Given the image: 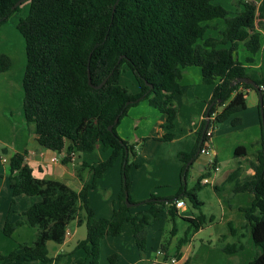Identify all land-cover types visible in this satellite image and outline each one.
<instances>
[{
  "label": "trees",
  "instance_id": "16d2710c",
  "mask_svg": "<svg viewBox=\"0 0 264 264\" xmlns=\"http://www.w3.org/2000/svg\"><path fill=\"white\" fill-rule=\"evenodd\" d=\"M22 0H0V28L19 11ZM27 1V0H25ZM29 15L21 19L18 30L26 42L27 67L23 80V109L29 131L37 135L39 145L45 149L71 154L94 153L100 145L111 150L110 157L94 165L84 163L77 176L89 170L92 180L82 191L59 197L53 202H38L23 214L22 221L6 224L3 232L10 235L23 222L37 229L34 243L23 245L8 256L0 255L3 264H40L51 261L48 243L62 244L67 226L76 221L85 224L87 237L77 250H83L85 259L76 264H99L101 243L107 237H117L126 223H130L134 240L143 257L147 250L148 228L161 220L166 212L172 223L171 237L178 228L176 219L180 211L176 203L188 199L195 209L203 202L198 189L181 187L170 198L151 196L135 204L131 199L132 183L129 178L130 158L137 157L136 145L123 139L117 127L130 108L143 101L167 116L168 132L163 141H171L177 118L175 96L181 93L183 70L199 67L203 83L214 86L208 102L205 127L191 153H181L183 176L187 177L192 164L211 141L207 133L211 128L227 121L233 114L247 109L249 91L255 90L240 79L249 78L264 85V73L248 71L238 58L243 46L249 53L247 64H253L262 48V36L257 26L264 28V14L257 13V4L239 0L243 10L231 17L229 11L214 3L215 0H29ZM223 20L225 29L218 37L206 38L209 23ZM129 68L140 87L138 94L121 85L124 67ZM11 67V60L0 55V73ZM89 72L93 86L89 84ZM152 86V88L150 87ZM214 106L211 107V105ZM221 109L220 112H218ZM261 116V111H260ZM118 122L116 123V120ZM263 145L254 165V179L233 194L249 193L254 196L251 207L242 210L244 229L261 252L250 264H264V127L261 119ZM113 127L112 130H109ZM123 160V184L118 204L111 218L95 217L89 203V193L98 182ZM215 166V163H213ZM9 182L15 197L40 196L41 183L26 164L25 155L14 154L9 160ZM209 176L205 174L204 177ZM126 198L135 207L146 209L133 214ZM167 209V210H166ZM189 223L185 236L174 249L169 241L161 249L162 261L142 259L138 264H168L180 260L183 247L194 233L213 223V217L200 214L184 217ZM232 238V242L229 239ZM218 246L228 255L246 248L245 234L230 225V236H221ZM157 260V259H155Z\"/></svg>",
  "mask_w": 264,
  "mask_h": 264
},
{
  "label": "crops",
  "instance_id": "0c3cea01",
  "mask_svg": "<svg viewBox=\"0 0 264 264\" xmlns=\"http://www.w3.org/2000/svg\"><path fill=\"white\" fill-rule=\"evenodd\" d=\"M263 1L264 0H261L257 5L258 14H263L260 12L261 7L263 6ZM231 2L232 0L214 1L215 4L228 10L230 16V9L232 7ZM242 9L243 6L240 5L238 13L241 12ZM27 13L28 10L26 9V6L23 8L20 7L19 11L15 12L0 28V55H6L11 60V67L6 72L0 73V255L2 256H8L23 245L31 246L34 243L37 234L36 228L23 222L22 225L16 228L10 235H6L3 232V228L6 224H13L22 221L23 214L38 202L50 203L59 197L81 192L84 185L91 182L92 174L89 170L83 172V180H81L77 176V170L84 163L94 165L100 162L93 157H87L80 154H75L74 160L65 162L66 156L68 155L66 149L61 152H54L45 149L39 145L37 135L34 131H29L23 109L24 89L22 91L27 66L26 42L18 30L20 20L26 18ZM216 21L220 20L212 22ZM221 21L223 22V20ZM209 25L211 29L207 32L206 38L218 37L225 29V24L224 27H220L219 24H214L215 26L212 24ZM257 29L262 36V48L255 57V62L253 64H247L246 60L249 56L244 61L240 60L242 46L239 49L238 58L240 62L244 63L248 71H253L259 74L264 73V57H262L264 52V28L257 26ZM260 56L261 59L259 60L258 58ZM190 78L193 79V81L190 80ZM180 85L181 93L176 95L174 99L175 107L177 108V118L175 120L174 129L172 130L175 135L173 140H162L168 132V130L165 129L167 116L152 108L149 104L148 106L152 108V110L162 114L157 121V132L155 136L152 134L149 136L146 130L148 125L139 122L141 119H144L146 115L154 116L152 111L145 109V111L140 113H129L128 120L121 122L122 125L119 130V135L129 142H133L136 145V150L137 142L143 137L147 140L153 139L152 142L156 144L155 150L149 152L154 154H150L152 156L148 165L152 166L153 169L154 164L155 168L158 170L159 177L157 179H159V181L154 183L151 179H148L145 176H143L139 182L134 181L131 194L138 202L145 201L152 195L161 197L170 195L168 191L162 194L157 192L156 194L155 189L159 187L161 183L167 184L170 183V181H173V179H175L173 183L176 181L178 182L183 169V163L178 159V156L180 153H191L194 151L199 135L205 127V121L207 119L206 114L209 107L208 102L212 98L214 86L205 85L203 83L202 71L199 67H189L184 69ZM12 101H14V103H12ZM220 111L221 109L218 112ZM139 123H141L140 126H138ZM143 126L144 129H141ZM168 144L172 146V151L169 149V154L175 159L173 160L171 157L164 158V156H162V159L157 160L159 151L163 150L165 147L169 148L167 147ZM210 145L211 155H209V157H211V159L209 160L207 167L204 168V171L194 170L193 172L195 174H193V179H197L198 182L200 181L201 183L200 190L203 191V189L209 186L218 193L224 190L223 187H221V189L217 186V176L222 172L225 173V177L223 178L224 181L229 185L226 192L230 195L232 194L230 198H232L233 201L238 200L241 202L246 200L247 203L253 204L254 196L252 194L233 193L235 188L242 187L254 179V165H257L258 163V152L262 149L263 145L260 97L256 90L249 91L246 110L233 114L227 121L214 129ZM100 146L101 147H98L96 152H98L99 148H103L102 145ZM16 153L25 155L26 164L32 169L34 177L41 183L42 192L40 196L31 197L22 195L15 197L13 195L9 182V171L6 164ZM4 159H6L7 162H4ZM170 161H173V163L175 162L171 170L169 169ZM137 163L138 166H136V168L139 170L140 163ZM199 163H205V160L198 157L195 162L190 161L189 165L192 164L191 170ZM213 163H215V166ZM207 173L209 176L204 177ZM216 197L218 199V204L221 207V215H223V219L227 221L226 226L230 227V225H233L237 230L231 217L232 214L227 216L226 210L232 212V210L237 208L240 210V213L244 215L242 210L249 208L251 204L243 206L240 203H237L235 206L234 204L227 202L226 207V203L221 196L217 194ZM201 202L203 201L201 200ZM205 206L206 204L203 202V206L200 209H203ZM106 209L107 214L101 215L93 208L95 217L97 219L110 218V210L109 208ZM179 211L183 217L188 218L195 216L189 211L186 204ZM201 214L206 215L202 212ZM215 222L216 218L214 217V223ZM245 223H242L241 225H245ZM247 234L251 235L250 232H247ZM222 236H230V228L229 234H223ZM86 237V225L83 224L80 226L76 221L71 222L67 226L66 239L62 244H56L54 242L48 243V251L51 261L40 264H76L78 260L83 261L86 254L83 250H77V246L81 241L85 240ZM232 241V238H230L229 242ZM176 244L172 242L171 249H174ZM219 249L220 251L204 249L214 254L208 257V262L211 258V262L209 263L214 264L216 262L215 257L218 256L221 261L225 258L226 264H236L240 254L244 253L243 250L238 254L228 255L225 254L221 248ZM214 250L217 249L214 248ZM181 252L182 257L178 260L177 264H181L182 261L186 259L185 246ZM157 254H159V252ZM157 261L158 260H154V262ZM0 264L3 263L0 261Z\"/></svg>",
  "mask_w": 264,
  "mask_h": 264
},
{
  "label": "rangeland",
  "instance_id": "374dc122",
  "mask_svg": "<svg viewBox=\"0 0 264 264\" xmlns=\"http://www.w3.org/2000/svg\"><path fill=\"white\" fill-rule=\"evenodd\" d=\"M249 1H252L258 5L261 0H249ZM25 6L26 9L28 10V13L26 15L27 17L30 12L31 2L29 0L24 1L21 5V8ZM231 6L232 7L230 9L231 11L230 13L231 16L233 17L236 16V14L239 11V6H240L239 0L238 1L232 0ZM260 12L264 14V1ZM209 24H212L213 26L219 24L220 27H224V23L221 20L216 22H210ZM240 56H241L240 57L241 61H244L249 56V53L244 47L242 48V51H240ZM262 57H264V52L262 54ZM258 59L260 60L261 56ZM191 78L190 80L193 81V79ZM120 83L122 86L127 87L134 94H137L139 92V85L136 81V78L133 72L129 70V68H127L126 66L123 68ZM148 107L149 106L146 101L139 103L138 106L129 109L127 116L121 122L128 120L129 113H133V112L140 113L142 111H145V109L148 111H152V113H154V116L146 115V117L144 119H141L139 122L148 125L146 130L149 136H151L150 134L155 136L157 132L156 131L157 123H158L157 121L158 118L162 116V114ZM140 124L141 123H139L138 126H140ZM121 125L122 123H120L117 127L118 134ZM141 129H144V126L141 127ZM165 129H167V123L165 124ZM152 140L153 139L147 140L143 137L142 139H140V141L137 142V157L136 158L131 157L129 160L131 164L135 163V165H133L129 171V178L132 184L134 181L139 182L143 176H145L148 179H151L154 183H157L159 181V179H157L159 177L158 170L155 168L154 164H153V169L152 166L148 165L149 161L151 160V156L154 154L149 152L155 150V146H156V144L152 142ZM167 147L169 148L165 147L163 150L159 151V155L157 154L158 155L157 160L162 159V156H164V158L171 157L169 154V149L170 151H172V146L168 144ZM80 155L93 157L95 160L98 161H105L110 157L111 151H104L103 148H99L98 152L80 153ZM200 157L203 160H205V163H199L198 165H196V167H194V169L192 170L190 169L189 173L187 174L186 180L182 174L183 173V169H182L178 182L176 181L173 183V181L175 180L173 179V181H170V183L167 184L161 183L159 187L155 189L156 194L157 192L159 194H162L168 191L170 195L165 197H161V196H155V197L160 199L174 197L179 193L181 187L184 185L187 186L188 190H193L194 188H196L198 184V180L193 179L194 170L204 171V168L207 167L208 162L211 159V157L205 154H201L199 158ZM171 158L173 160L175 159L174 157ZM178 159L180 160L179 156ZM137 162L140 163L139 170L136 168V166H138ZM173 164H175V162L173 163V161H170L169 164L170 170L173 168L174 166ZM122 165H123V160H119V162L103 177V179L99 181L97 189L91 191L89 194L90 206L92 209L94 208L98 214L101 215L107 214L106 208H109L111 217L112 214L114 213V210L118 204L119 194L122 190V184H123ZM6 167L10 173L9 162H7ZM183 168H184V163H183ZM217 177H218L217 178L218 188L221 187L224 188V190H222L220 193L216 192V190H214L211 186L203 189V191L198 189L199 199H201L206 204V206L203 209H199V210L195 209L188 199L184 200L189 211L192 212L195 216H199L202 212L207 216H209V218L215 217L216 222L208 223L203 229L193 234L190 241L185 245L186 259L183 260L181 264H211L209 263L211 262V258L209 259L208 262V257L214 254L204 249H210V251H220L219 249L220 247L218 246V240L223 234H229L230 227L226 226L227 221L223 219V215H221V207L218 204V199L216 197L217 194L220 195L221 198L224 200V202L226 203L225 205L226 207H227V202L232 203L235 206L237 205V203H240L243 206H247L251 204V203H247L246 200L241 202H239L238 200L233 201L232 198H230L232 194L230 195L228 192H226L229 185L223 179L225 177V173L221 172ZM131 199L135 204L142 202V201L141 202L136 201L132 197V194H131ZM250 206H252V204ZM144 209H146L145 206L131 208L133 214L138 213L139 211H142ZM226 213L227 216L232 214L231 217L234 226L237 228L238 231L245 234L246 248L243 251L244 253L240 254L236 264H250V262H252L254 258L261 252V249L255 245L251 235L247 234V230L244 229V224L241 225L242 223H245V220H244V215L240 213V210L237 208L232 210V212L226 210ZM183 218L184 217L180 215L176 219L178 232L174 238L171 237L172 235L171 230L173 228V225L171 222L168 221L166 212L163 214V217L159 222L150 226L147 232L148 233L147 250H146V254L143 257H141V254L134 240L132 226L130 223H126L119 236L107 237L102 241L99 264H138L142 259L146 260L147 262L148 261L154 262L155 259H157L158 261H162L163 256L157 254L158 252L161 251L162 246H164L169 241L171 243L173 242L174 244H176L178 240H180L185 236V233L188 227L190 226L189 223L185 221ZM214 248H216L217 250H214ZM215 258H216V262L214 264H226L225 258H223L222 261L219 259L218 256H216Z\"/></svg>",
  "mask_w": 264,
  "mask_h": 264
},
{
  "label": "water",
  "instance_id": "95a60500",
  "mask_svg": "<svg viewBox=\"0 0 264 264\" xmlns=\"http://www.w3.org/2000/svg\"><path fill=\"white\" fill-rule=\"evenodd\" d=\"M25 0H22V1H19L15 6L14 8H17L19 7L20 5H22V3L24 2ZM89 84L91 86H93L92 84V81H91V75H90V72H89ZM108 79H106L102 84H100L99 86H93L94 88L96 89H101L105 83L107 82ZM239 82H242V83H247V84H250L254 87V89L258 92L259 94V97H260V111H261V119H262V123H263V127H264V101H263V95H262V91L261 89L259 88V86L256 84L255 81H253L252 79H249V78H243V79H240ZM152 88V86H150ZM214 106V104L211 105V107ZM118 122V119L116 120V123ZM113 127H110L109 130H112ZM126 205L128 206V208H133L135 207L134 204H131L129 203V200L128 198H126Z\"/></svg>",
  "mask_w": 264,
  "mask_h": 264
},
{
  "label": "built area",
  "instance_id": "2783aa9c",
  "mask_svg": "<svg viewBox=\"0 0 264 264\" xmlns=\"http://www.w3.org/2000/svg\"><path fill=\"white\" fill-rule=\"evenodd\" d=\"M260 89H261V91H262L263 101H264V85L261 86ZM213 131H214V129L211 128V129L209 130V132L207 133V136H208L210 139L212 138ZM210 143H211V141L208 142V143L205 145V147L202 149V151H201L202 154H205V155H207V156L211 155V145H210ZM68 157H69V155L66 156V159H67ZM74 158H75V154L73 153V154L70 155V159H71V160H74ZM4 162H7V160L4 159ZM184 206H185V202H184L183 200L178 201V202L176 203V207H177V209H179V210H180L181 208H183ZM159 255H161V252H159ZM155 263H158V261L155 262ZM177 263H178V260L175 259V258H173V259L170 261V263H168V264H177Z\"/></svg>",
  "mask_w": 264,
  "mask_h": 264
},
{
  "label": "bare ground",
  "instance_id": "6f19581e",
  "mask_svg": "<svg viewBox=\"0 0 264 264\" xmlns=\"http://www.w3.org/2000/svg\"><path fill=\"white\" fill-rule=\"evenodd\" d=\"M6 91V90H5ZM6 94H8V93H6ZM15 97H17V96H15ZM17 99V98H16ZM15 100V99H14ZM12 103H14V101H12Z\"/></svg>",
  "mask_w": 264,
  "mask_h": 264
}]
</instances>
